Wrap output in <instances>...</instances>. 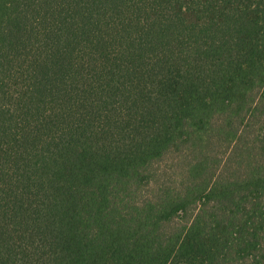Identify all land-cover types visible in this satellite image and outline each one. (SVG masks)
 I'll list each match as a JSON object with an SVG mask.
<instances>
[{"label":"trees","instance_id":"obj_1","mask_svg":"<svg viewBox=\"0 0 264 264\" xmlns=\"http://www.w3.org/2000/svg\"><path fill=\"white\" fill-rule=\"evenodd\" d=\"M0 264H264V0H0Z\"/></svg>","mask_w":264,"mask_h":264},{"label":"rangeland","instance_id":"obj_2","mask_svg":"<svg viewBox=\"0 0 264 264\" xmlns=\"http://www.w3.org/2000/svg\"><path fill=\"white\" fill-rule=\"evenodd\" d=\"M216 152L218 153L220 159L225 158L226 155L225 149H221L219 151L217 149ZM179 162H180V156L177 153H175L173 155V158L172 157L166 158L162 163L158 165L159 172H167L171 176V179L175 180L178 178V175L180 176V170L179 169L174 170L173 165H176Z\"/></svg>","mask_w":264,"mask_h":264}]
</instances>
